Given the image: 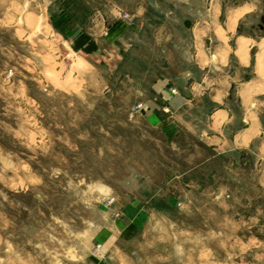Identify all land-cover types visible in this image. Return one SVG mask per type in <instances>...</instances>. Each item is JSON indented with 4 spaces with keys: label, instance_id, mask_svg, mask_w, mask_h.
Wrapping results in <instances>:
<instances>
[{
    "label": "rangeland",
    "instance_id": "rangeland-1",
    "mask_svg": "<svg viewBox=\"0 0 264 264\" xmlns=\"http://www.w3.org/2000/svg\"><path fill=\"white\" fill-rule=\"evenodd\" d=\"M69 1L0 0V264H264V146L209 159L167 113L134 112L167 66L145 59L176 51L154 44L164 15L142 35L155 55L94 69L58 25ZM173 9L177 36L192 20Z\"/></svg>",
    "mask_w": 264,
    "mask_h": 264
},
{
    "label": "crops",
    "instance_id": "crops-1",
    "mask_svg": "<svg viewBox=\"0 0 264 264\" xmlns=\"http://www.w3.org/2000/svg\"><path fill=\"white\" fill-rule=\"evenodd\" d=\"M57 1L40 0L37 12L58 13ZM76 2L83 9L68 11L70 21L61 18L57 23L66 21L71 51L83 67L94 69L98 65L118 68L128 51H134L136 57L145 54L141 40L151 26V15H164L160 23H153L161 31L154 44L176 51L164 50L160 57L145 59L167 64L160 79L149 86L148 108L142 106L155 125L161 126L165 120L156 115L162 110L170 119L166 126L192 135L210 152L209 159L264 146V34L252 33V19L259 16L263 20L256 27L264 31V0H75L74 5ZM177 7L192 22L187 27L182 21L176 36L165 15L176 12L173 8ZM121 11L131 19H124ZM146 51L155 55L151 49ZM173 86L176 91L170 90Z\"/></svg>",
    "mask_w": 264,
    "mask_h": 264
},
{
    "label": "built area",
    "instance_id": "built-area-1",
    "mask_svg": "<svg viewBox=\"0 0 264 264\" xmlns=\"http://www.w3.org/2000/svg\"><path fill=\"white\" fill-rule=\"evenodd\" d=\"M132 109H133L134 112H139V111L142 110V105L141 104H137Z\"/></svg>",
    "mask_w": 264,
    "mask_h": 264
}]
</instances>
